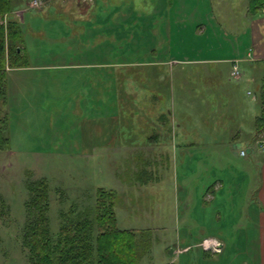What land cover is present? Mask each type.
<instances>
[{
    "label": "rangeland",
    "instance_id": "rangeland-1",
    "mask_svg": "<svg viewBox=\"0 0 264 264\" xmlns=\"http://www.w3.org/2000/svg\"><path fill=\"white\" fill-rule=\"evenodd\" d=\"M51 1L13 0V12L0 16V24L11 19L21 25L27 65L57 66L9 75L10 144L0 151V264H28L22 232L30 177L48 182L54 237L61 210L104 188L117 191L119 229L155 232L151 252L140 264H244L238 231L229 232L226 216L232 211L229 191L237 185L240 191L238 174L244 163L250 156L264 157V134L257 125L264 117V14H249L246 21L244 0H58L53 5L58 10L49 9ZM148 6L155 9L149 13ZM83 7H95V16L83 17ZM66 20L82 24L84 31L73 35ZM217 59L241 61L240 79L232 77L228 64L210 62ZM116 62L160 66L144 71L138 64L123 69L62 67ZM126 76L128 83L120 85ZM95 77L98 85L104 82V93L92 89ZM133 81L140 92L131 94ZM160 111L165 120L148 123ZM114 117L120 118L114 134L121 151L113 143ZM97 119L105 122L104 132L92 141L103 148L89 151L87 140L96 136L85 131V124ZM145 119L147 124H139ZM132 121L137 125L123 124ZM153 137L158 152L143 157L150 165L153 159L157 163L148 172V184L136 185L120 170L129 155L125 143L131 139L138 148ZM138 152L150 151L145 146ZM217 179L224 188L216 201L205 200L214 195ZM206 238L219 240L222 252L198 248ZM188 246L192 251L180 255Z\"/></svg>",
    "mask_w": 264,
    "mask_h": 264
},
{
    "label": "trees",
    "instance_id": "trees-1",
    "mask_svg": "<svg viewBox=\"0 0 264 264\" xmlns=\"http://www.w3.org/2000/svg\"><path fill=\"white\" fill-rule=\"evenodd\" d=\"M263 9L264 0H249V14L262 13ZM13 10V0H0V16L10 15ZM23 44L21 25L17 21L8 19L7 23L0 24V151L10 144L6 103L8 70L27 66ZM127 81V76L120 78L119 84ZM263 122L264 117L258 119L260 129L264 127ZM26 188L27 217L22 245L28 253V264H140L151 252L155 238L152 229H119L115 191L91 190L88 196L61 210L59 233L54 237L50 228L48 182L30 177Z\"/></svg>",
    "mask_w": 264,
    "mask_h": 264
},
{
    "label": "crops",
    "instance_id": "crops-1",
    "mask_svg": "<svg viewBox=\"0 0 264 264\" xmlns=\"http://www.w3.org/2000/svg\"><path fill=\"white\" fill-rule=\"evenodd\" d=\"M54 2V3H53ZM52 6L49 7V9H56L58 10V7H55L59 4V1H51ZM56 3V5H55ZM241 4H243V6L245 7V9H243L244 12H246L244 19H248L249 17V1L248 0H244L243 2H241ZM55 5V6H53ZM149 5V4H148ZM98 5L96 4L95 7H97ZM92 7V10L89 11L88 9H86V7H83L84 12H81V14L83 15V17H91V16H95L96 14V8ZM73 7H70L71 11H72ZM76 8V7H75ZM147 10V12H152V10L155 9V7L153 6L151 9L148 7L145 8ZM230 11L234 10L233 8H229ZM24 12L21 11V14H23ZM72 13V12H70ZM69 13V14H70ZM81 15V16H82ZM22 17V16H20ZM66 27L69 29L73 30V35L79 36V33H82L84 31V26H82V24H80L79 26H76V24L71 23L69 20H66ZM251 28H252V32H251V40L252 43L255 41L256 39V32H255V22H251ZM245 32H244V36L249 35V26L248 23H245ZM256 48V47H255ZM253 52L258 53V49L256 48L255 51L253 50ZM264 55V53H262ZM82 58V57H81ZM235 61V59H231L229 61H221V60H212L210 62H213L216 65H221V64H228L229 66H231L233 68V62ZM203 62V61H202ZM207 62V61H205ZM140 67V69H142L141 71H144V68L147 67H159V65L157 64H150V63H136V62H132V64H120V62H116L114 64L110 63V64H86V63H68L64 66H62L63 68L67 69V70H93L96 68H110V67H115V69H123V68H135L136 66ZM122 65V66H121ZM55 69L57 68V66L55 65H49V66H40V67H36V66H31V65H27L24 68H20V69H16L13 70L9 73V75L11 73H21V72H29L32 71L34 69ZM41 71H45V70H41ZM232 72V70H231ZM100 76V75H99ZM131 76V75H129ZM133 76H145L143 73H134ZM97 77V76H96ZM95 77V81H93V85H92V89L95 90L96 93L101 92L104 93V82L103 85H98V80ZM9 79V76H8ZM133 85H131V92L130 90L128 92H130L131 94L140 92V89L138 86H135L134 81L131 83ZM164 115L162 114V112L160 111L159 115H154V120H150L149 122L145 119V122L143 120L139 121V124H147L148 123H154L155 121H163L164 119ZM113 119V120H112ZM111 121V132L112 135L114 134V132L117 131L118 126H120V122L119 119L117 117L112 118ZM90 120L86 121V126L88 128H85L86 132H90L93 135L96 136V138L94 139L93 137L89 138L87 140L88 142V146L87 148L89 149V151H97L99 148H103L102 144L97 143V141L95 143H93L92 140H98V136H100V134H102L104 132V126H105V122L103 121V119H97L95 121H91V126L89 125ZM123 124L126 127L129 126H135L137 125V123L135 121H132V123H128L127 122H123ZM129 129V128H128ZM125 128L126 133L129 135V130ZM260 133L264 134V127L260 129L259 131ZM114 139H113V143H115V147L117 150H120L121 148V143L119 142L120 140H118V136L114 134ZM129 141L127 143H125V152L124 153H128L129 155H127V157L125 156L123 163V166L121 165V169L122 173H124V178H126L127 176H129L130 178L128 179L129 181L132 180V182H134L136 185H139L140 183H144V184H148V181L150 179V174L148 173L149 170L155 166V164L157 163V161H155V159H153L154 161H151L152 165H150V163H148V159L143 157L144 153H157L158 148L155 147L156 146V138H151V140L148 142H144L142 143L139 147L140 148H147V150H149L150 152H138V149H140L139 147L137 148L136 145H133V143H131V139H128ZM264 142V139H263ZM123 148V147H122ZM124 149V148H123ZM121 149V150H123ZM120 150V151H121ZM133 151V152H131ZM117 153H121V152H117ZM261 154H259V157L257 156H250L248 159V162L246 161L243 165L242 170H240L238 176L239 177V181L241 179V185H240V191L239 190V185H237L235 188H232L231 191H229L228 195H232L230 196L228 199L230 201L229 206H230V212H228L227 216L229 218V232H237L239 234L240 237V247H242L245 251V253L243 252V261L244 264H264V157L260 156ZM135 156L137 159H135ZM247 158V153H246V157ZM145 159V160H143ZM148 162H147V161ZM124 170V171H123ZM127 172V176H125V173ZM147 175V176H146ZM237 176V177H238ZM131 179V180H130ZM224 188V181L222 179H217V181L214 184V187L212 188V191H214V195L212 196H208L205 197V200L209 199L210 201L214 200L216 201V193L220 192L222 189ZM117 192V191H116ZM238 192V193H237ZM237 193V194H236ZM239 194V195H238ZM118 197V196H117ZM223 218L222 214H219V219L218 221L221 223ZM227 227V226H226ZM217 230L221 233V228L217 227ZM226 232V231H225ZM228 232V233H229ZM227 233V232H226ZM200 244H197V246ZM199 248V247H198ZM182 249V248H181ZM191 246L185 247V249L180 250V255H182L183 253L186 252H191Z\"/></svg>",
    "mask_w": 264,
    "mask_h": 264
},
{
    "label": "built area",
    "instance_id": "built-area-1",
    "mask_svg": "<svg viewBox=\"0 0 264 264\" xmlns=\"http://www.w3.org/2000/svg\"><path fill=\"white\" fill-rule=\"evenodd\" d=\"M85 1H87V0H85ZM34 4L37 7L38 3L35 2ZM262 13L264 14V9L262 10ZM240 62L241 61H239V60H235L233 62V68H232V72H231L232 77L234 79H237V80L240 79V77H241V73H240V69H239ZM261 148L264 151V142L261 143ZM241 155H242V157H246L245 151H242ZM198 247L201 248L205 252L213 253V254H220L223 250V244L215 238L203 239L200 242V244L198 245Z\"/></svg>",
    "mask_w": 264,
    "mask_h": 264
}]
</instances>
